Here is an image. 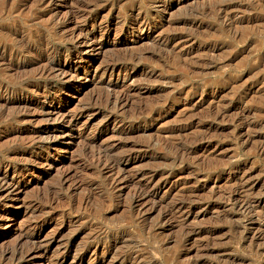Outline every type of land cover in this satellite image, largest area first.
Wrapping results in <instances>:
<instances>
[{
  "label": "rangeland",
  "instance_id": "obj_1",
  "mask_svg": "<svg viewBox=\"0 0 264 264\" xmlns=\"http://www.w3.org/2000/svg\"><path fill=\"white\" fill-rule=\"evenodd\" d=\"M85 3L0 0V181L24 184L0 193V253L40 222L34 241L59 264H264V0ZM76 39L86 41L71 56ZM38 41L61 53L24 52L13 67V52ZM52 55L79 75L41 74ZM119 91L127 103L117 111L96 99ZM60 101L90 109L74 128L48 130L57 122L46 110ZM107 145L109 156H135L125 170L155 190L141 216L134 183L116 194L100 178L91 153ZM183 199L180 215L160 218Z\"/></svg>",
  "mask_w": 264,
  "mask_h": 264
},
{
  "label": "bare ground",
  "instance_id": "obj_2",
  "mask_svg": "<svg viewBox=\"0 0 264 264\" xmlns=\"http://www.w3.org/2000/svg\"><path fill=\"white\" fill-rule=\"evenodd\" d=\"M42 1H46V0H42ZM87 1V0H86ZM96 1V0H93ZM77 2H79V4L81 3V5H86V3L84 4V0H77ZM89 2V1H88ZM42 3V2H41ZM79 9V8H78ZM67 14V13H66ZM63 19V18H62ZM138 22V21H137ZM134 22L130 25L129 29H131V31L134 30H143L145 29V22L142 20L140 22ZM13 24V23H12ZM149 24V23H148ZM79 26V25H78ZM77 26V28H78ZM82 29V28H81ZM40 31V30H39ZM35 32V31H34ZM38 32V31H37ZM79 30H78V34H79ZM82 32V31H81ZM147 32V31H146ZM61 33V32H60ZM74 33V32H73ZM94 34V33H93ZM88 35V34H87ZM86 35V36H87ZM62 36V35H61ZM76 36V35H75ZM34 38V37H33ZM89 38V37H88ZM42 39V38H41ZM38 40V39H37ZM16 41V40H15ZM29 41V40H28ZM86 40L82 39V40H73V44L71 47V51L69 52V55L74 56L77 54H80V48L79 46L82 45L83 46V42H85ZM159 41L160 43H166L167 39L166 37H159ZM36 42V41H35ZM41 42V41H40ZM49 42V41H46ZM24 43V42H23ZM34 43V42H33ZM39 43V41H38ZM25 43L21 46H19L18 50H15V52H13L14 58H16L17 60L14 61V65L13 67L16 66H23V64H25V61L20 62V56L24 53V52H30L33 50H40L44 53L48 54H60L61 52H59L58 48L54 47L53 49H51V46H47L45 45L43 42L41 43ZM88 43V42H87ZM4 44V43H3ZM85 45V44H84ZM90 45V44H89ZM4 46V45H3ZM87 46V45H86ZM13 47V46H12ZM4 49V47H3ZM68 50V48H67ZM39 51V52H40ZM63 52V51H62ZM64 53V52H63ZM68 54V53H67ZM2 58L4 57L3 55H0ZM49 56V55H48ZM53 56V55H52ZM50 57V56H49ZM12 58V57H11ZM81 58V57H80ZM48 59V58H47ZM39 60V59H38ZM28 61V60H27ZM53 62L49 63H45L46 65L40 69L41 74H65L70 72V70H72V68L74 67V65L70 62L65 63V62H61L60 59H55V57L53 56L52 58ZM27 63V62H26ZM29 63V62H28ZM113 65V64H112ZM41 66V65H40ZM76 66V65H75ZM79 66V65H78ZM107 66V65H106ZM111 67V66H110ZM107 68V67H106ZM84 73H86L88 71V66L85 65L84 67ZM104 70V69H103ZM39 71V69H38ZM111 71V70H109ZM112 72V71H111ZM35 73V72H34ZM37 73V72H36ZM38 74V73H37ZM78 73H74V70H72V73L70 72V76L74 77V76H78ZM52 76V75H50ZM44 77V76H43ZM67 78V77H66ZM77 78V77H75ZM62 80V79H61ZM1 84V83H0ZM35 84V83H34ZM43 85V84H42ZM47 86V85H46ZM38 87V86H37ZM46 89V88H45ZM45 91V90H44ZM48 91V90H47ZM78 91V89H77ZM46 92V91H45ZM121 91H119V93L117 94H109V93H105L104 95H101L99 97H96V99H101L104 102L110 104L112 106V108L114 109V111H117L119 108H121L123 105H125L127 103V97L124 93H120ZM61 93V92H60ZM26 96V95H25ZM45 96V95H44ZM10 98V97H9ZM9 98H6L4 100V102H9ZM92 98V97H91ZM18 99V98H17ZM62 100V99H61ZM64 100V99H63ZM95 100V99H94ZM28 98L26 97H22L18 100V105H25L28 102ZM31 101V100H30ZM91 102V100H90ZM41 105V104H40ZM109 105V106H110ZM45 107V106H44ZM27 108V106H26ZM42 108V106H41ZM49 109L46 111H49L51 114H54V117L52 118L54 121H56L57 123L55 125H53L52 127H48L46 129L49 130V128L51 129H58V128H63L64 126H68V128H74L75 126H77L78 122L80 121V119H82V117L84 115L87 114V112L90 109V104H86L81 106L80 108L77 107V112H75L76 110H73L74 112H67L64 111V105L63 103L57 102L55 104H53L52 106L48 107ZM111 108V109H112ZM23 109V108H22ZM25 109V108H24ZM67 110V109H66ZM34 111V110H33ZM38 111V110H37ZM69 111V110H68ZM42 112V111H41ZM44 112V111H43ZM9 113V112H8ZM17 115V117H22L23 113L15 112ZM117 113V112H116ZM116 113H109L106 115V117L108 119H116ZM120 113V112H119ZM48 114V112L46 113V115ZM123 114V113H122ZM49 115V114H48ZM3 116V115H2ZM9 116V115H8ZM24 116V115H23ZM7 117V116H6ZM50 117V116H49ZM119 118V117H118ZM15 119V118H14ZM19 119V118H18ZM41 120V119H40ZM26 121V120H24ZM44 121V120H43ZM52 121V120H51ZM8 122V121H7ZM85 123V122H84ZM48 124V123H47ZM47 126V125H46ZM80 126V125H79ZM42 127V126H41ZM37 130V129H36ZM47 130V131H48ZM46 131V130H45ZM126 131V129H122L121 130ZM90 137V136H89ZM31 138V137H30ZM39 138V137H38ZM29 140V139H28ZM204 137L202 138H198L195 141L189 143V145H187L184 150L185 151H193L194 149H196L198 146L200 147V145L202 143H204ZM101 142V141H100ZM107 142V141H106ZM105 142V143H106ZM27 143V142H26ZM33 143V142H32ZM45 143V142H44ZM99 143V142H98ZM104 143V141H103ZM28 145H30L31 143H27ZM34 144V143H33ZM32 144V145H33ZM39 144V143H38ZM86 144V142H85ZM84 144V145H85ZM88 146H94V139H90L89 143L87 142ZM94 144V145H93ZM111 144V143H110ZM113 144V143H112ZM116 144V143H115ZM44 145V144H42ZM106 145V144H105ZM109 145V144H108ZM101 146L99 147V149L94 153H91L92 156V161H94L93 163H95V165L99 168L100 171H102L103 177H100L104 180V185L106 187L107 190H109L111 193L113 192H119L122 187L127 186V184L129 183H134L133 185V192L132 195L134 197V213L136 214V216H141L144 212L145 209L143 207V205L146 202H151L153 200H151L152 196L155 194V190H151V186L149 188V184L147 182H143L140 178L142 176V174L144 173H127V170H125L123 164H126L127 162H129L130 160H135V156L131 155L130 153L128 154H123L121 156L118 155V157H112L109 156V146ZM87 146V145H86ZM99 146V145H97ZM113 146V145H112ZM57 144L56 143H50L47 142L45 145L46 149H53V150H57ZM60 147V146H59ZM83 147V146H82ZM81 147V148H82ZM133 147V146H132ZM177 147V146H176ZM183 147V146H182ZM24 148V147H23ZM44 148V149H45ZM80 148V147H79ZM172 148V147H171ZM26 149V148H25ZM85 149V148H84ZM96 150V148H94ZM88 150V148H87ZM133 150V149H132ZM82 151V150H81ZM86 151V150H85ZM84 151V152H85ZM177 151V150H176ZM87 152V151H86ZM85 152V153H86ZM111 152V151H110ZM82 153V152H80ZM89 153V152H88ZM114 153V152H112ZM111 153V154H112ZM124 153V152H123ZM50 155V154H49ZM90 155V154H89ZM87 156V155H85ZM116 156V154L114 155ZM81 159H77L78 164H82L84 165V161L82 159H85L84 156H81ZM73 158V157H72ZM91 158V157H90ZM47 159V157H46ZM45 159V160H46ZM88 159V158H87ZM48 160V159H47ZM32 161L33 158H32ZM31 161V162H32ZM76 162V163H77ZM8 165V164H7ZM94 166V167H96ZM7 167V166H6ZM10 168V167H9ZM27 169V168H26ZM21 170V169H20ZM34 170V169H33ZM131 170V169H129ZM97 171V170H96ZM7 173V172H6ZM18 174V173H17ZM24 174V173H23ZM61 174V173H60ZM5 175V174H4ZM100 176V175H99ZM102 176V175H101ZM140 176V178H139ZM67 174H61L60 175V181H59V187H62L65 182L67 181ZM58 179V180H59ZM92 181V180H91ZM151 184V183H150ZM24 184L20 183L18 181H8L6 180V178H2V180L0 181V193H5V194H12L15 193L16 190L21 191V189L23 188ZM129 186V185H128ZM106 190V191H107ZM108 192V191H107ZM109 192V193H110ZM115 194V193H114ZM113 194V195H114ZM3 195V194H2ZM112 195V194H111ZM119 196V195H118ZM132 197V196H131ZM47 199V198H46ZM186 200V199H185ZM184 199L181 201H178L176 204H174L172 207L168 208L167 210H165L163 213H161L159 216L160 218H165L168 216H175L176 213H182L184 207L186 206V201ZM51 201V200H50ZM244 201V200H243ZM189 202V200H188ZM131 204V203H130ZM32 205V204H31ZM74 206V205H73ZM131 207V206H130ZM151 208V207H150ZM180 215V214H179ZM158 216V217H159ZM14 218V217H13ZM140 218V217H139ZM135 219V218H134ZM138 219V217H137ZM167 220V219H166ZM40 223V222H39ZM38 222H35L33 224L32 227L29 226V229L24 231L23 233L20 232V234L18 233V241L15 242V244H13L12 246H8L4 249H2L3 251L0 253V259L1 258H5V257H9L8 260H11L12 263L18 264L20 262L23 261H27L30 260L34 257H37L40 259L39 264H59V263H55L53 261H51V259L49 258V256L47 255V250L49 248V244H45V243H39V242H35L34 238L36 239L37 236V231L41 228V226L39 225ZM21 231V230H20ZM196 231V230H195ZM103 232V231H102ZM101 232V233H102ZM116 233V232H115ZM187 234H192V232H187ZM20 235V237H19ZM117 236V235H116ZM188 237V235H187ZM17 239V238H16ZM30 242V246L23 248L22 245H24L22 242L20 241H27ZM45 242V241H44ZM97 248V246L94 247V249ZM125 253V252H124ZM130 253V252H129ZM134 254V253H133ZM133 254L131 255H127V257L123 256V260H126L128 258L130 259H135V256H133ZM136 254V253H135ZM83 254L81 253L79 256L83 257ZM64 257V255H63ZM79 257V258H80ZM11 263V264H12ZM8 264V263H7Z\"/></svg>",
  "mask_w": 264,
  "mask_h": 264
}]
</instances>
